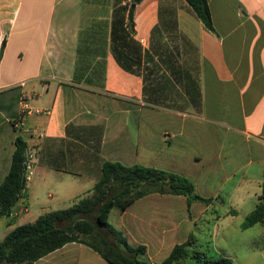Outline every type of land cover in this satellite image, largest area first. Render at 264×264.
I'll list each match as a JSON object with an SVG mask.
<instances>
[{
  "label": "crops",
  "instance_id": "1",
  "mask_svg": "<svg viewBox=\"0 0 264 264\" xmlns=\"http://www.w3.org/2000/svg\"><path fill=\"white\" fill-rule=\"evenodd\" d=\"M207 3L213 30L186 0L134 4L133 36L142 46L141 71L157 65L151 75L167 83L149 100L142 74L124 69L111 51L114 7L130 6V0H0V182L16 135L28 142L34 172L47 176L53 168L38 163L39 145L46 136H65L66 124L75 122L102 126L100 155L105 159L176 171L193 181L195 191L197 184L202 189H238L239 180L231 188L223 183L211 188L209 180L217 167L235 158L222 150L227 132L244 138L248 162H264V0ZM168 11L177 26L168 30L173 34L168 41L172 56L163 62L151 52V32ZM156 43L154 38L152 45ZM73 175L89 180V194L95 178ZM224 175L228 180L233 172ZM26 188L7 223L27 221L31 192ZM75 192L74 199L79 196ZM201 195L212 200L187 203L182 193L150 192L120 210L113 224L130 243L144 244L155 264L156 254H168L176 243L190 240V252L203 233L198 223L207 214L219 220L235 211L224 206L219 191ZM211 230L206 234L212 235ZM32 264L109 263L87 244L68 241Z\"/></svg>",
  "mask_w": 264,
  "mask_h": 264
},
{
  "label": "trees",
  "instance_id": "2",
  "mask_svg": "<svg viewBox=\"0 0 264 264\" xmlns=\"http://www.w3.org/2000/svg\"><path fill=\"white\" fill-rule=\"evenodd\" d=\"M134 4L140 0H130ZM190 8L210 29H214L207 0H186ZM133 7L117 4L111 24V51L126 70L142 74L143 92L153 99L167 83L152 76L157 65L141 71V43L133 36ZM128 11L125 15V10ZM171 11V9L169 10ZM153 27L151 52L164 62L172 56L168 31L177 26L171 12ZM160 37L158 36V34ZM186 38V35L183 34ZM154 38L156 45H152ZM162 38V40H161ZM2 47L0 49V53ZM146 57L150 54L145 51ZM165 68L169 69V62ZM102 126L99 123L68 122L65 136H46L39 145L37 161L50 168L73 174H90L95 178L91 192L77 197L70 205L38 214L34 219L17 223L0 239V264H32L39 257L68 241H79L95 249L109 264H153L144 244H132L126 234L109 220L111 208L122 210L135 199L150 192L185 194L187 203L199 199L210 202L211 196L195 191L193 181L184 174L141 163L125 164L100 155ZM14 150L6 175L0 182V216L9 215L13 205L26 196L24 165L28 142L20 134L14 138ZM264 221V184L255 207L246 214L242 227ZM190 240L174 244L157 264H181L187 256L201 264H231V258L220 255L207 257L199 251L189 252Z\"/></svg>",
  "mask_w": 264,
  "mask_h": 264
},
{
  "label": "rangeland",
  "instance_id": "3",
  "mask_svg": "<svg viewBox=\"0 0 264 264\" xmlns=\"http://www.w3.org/2000/svg\"><path fill=\"white\" fill-rule=\"evenodd\" d=\"M216 131L222 134L220 129ZM226 135L225 144L222 147L223 153L233 152L235 158L225 163L224 168L217 167L218 171L210 178L209 184L211 188L221 183L226 188H231L239 180L238 189H202L196 183V192L213 194L219 191L226 200L224 206H231L235 211L220 217L219 220L214 219L211 213L207 214L206 220L201 219L198 225L203 228V233L192 244L190 252L199 251L207 257L228 256L231 258V264H264V221L248 227L241 226L246 214L258 201L260 188L264 184V162H248L244 138L234 132H227ZM181 146H186L188 152L192 151L189 145ZM225 171L233 172V176L228 180L225 178ZM26 182V187L28 185L31 192L30 214L23 219L27 221L44 211L70 205L75 200V197H72L75 189H78L75 194L79 192V196L86 195L89 190L85 186L89 183L85 176H74L69 172L55 169L49 170L47 176H44L41 170L35 169L34 174ZM224 206L220 205L221 210ZM119 213L120 209L117 207L111 208L109 213L111 223L117 222ZM7 219V215L0 216V239L17 223V221L7 223ZM216 224H218L217 227ZM209 229H212V235L206 234ZM166 254V251H160L154 260L161 261ZM181 264H201V262L189 255L181 260Z\"/></svg>",
  "mask_w": 264,
  "mask_h": 264
},
{
  "label": "built area",
  "instance_id": "4",
  "mask_svg": "<svg viewBox=\"0 0 264 264\" xmlns=\"http://www.w3.org/2000/svg\"><path fill=\"white\" fill-rule=\"evenodd\" d=\"M33 173H34L33 153H31L27 149V158L25 160V165H24V175H25L26 181L30 179Z\"/></svg>",
  "mask_w": 264,
  "mask_h": 264
},
{
  "label": "water",
  "instance_id": "5",
  "mask_svg": "<svg viewBox=\"0 0 264 264\" xmlns=\"http://www.w3.org/2000/svg\"><path fill=\"white\" fill-rule=\"evenodd\" d=\"M131 5L134 6V3L132 2Z\"/></svg>",
  "mask_w": 264,
  "mask_h": 264
}]
</instances>
